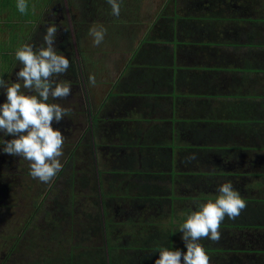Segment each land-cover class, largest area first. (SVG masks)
<instances>
[{
	"label": "crops",
	"instance_id": "crops-1",
	"mask_svg": "<svg viewBox=\"0 0 264 264\" xmlns=\"http://www.w3.org/2000/svg\"><path fill=\"white\" fill-rule=\"evenodd\" d=\"M16 3L0 0V76L9 82H17L16 50L37 35L54 0H28L27 14H21ZM70 6L76 15L86 11L85 86L98 103L87 109V128L94 131L95 144L102 151L99 160L97 154L93 157L95 170L90 168L93 161L88 165L87 186L72 218L79 228L67 232L64 258L67 264H82V259L87 260L84 252H89L96 261L105 258V264H155L160 249L150 251L145 243L153 231L169 230L175 235L167 248L186 252L178 229L187 210L197 208L172 198H183L195 189L214 195L225 182L208 190L200 183L195 189L181 185L173 190L169 180L171 188H163L161 201L152 206L147 187L152 160L134 152L135 166L130 168V158L126 161L125 153L115 149L121 146L119 135L126 131L124 140L131 147H170L171 172L188 171L178 170L186 158L200 161L199 170L206 165V174H230L232 163L244 161L241 154L232 156V120L240 116L233 103L254 97L252 91L264 94V0H122L118 17L111 14L107 0H72ZM120 16L128 23L113 21L121 22ZM203 17L208 19L205 30L199 25ZM169 18H174V32L163 28ZM92 26L107 29L99 46L88 36ZM224 65L248 67L228 72L216 68ZM90 74L95 86L89 83ZM4 93L0 88V100ZM256 102L263 103L259 98ZM152 128L157 131L153 141L145 135ZM236 137L240 148L245 142L239 134ZM108 148L115 149L114 155L106 154ZM189 148L197 149V157ZM207 253L210 264H247L245 256L221 258Z\"/></svg>",
	"mask_w": 264,
	"mask_h": 264
},
{
	"label": "flooded vegetation",
	"instance_id": "flooded-vegetation-1",
	"mask_svg": "<svg viewBox=\"0 0 264 264\" xmlns=\"http://www.w3.org/2000/svg\"><path fill=\"white\" fill-rule=\"evenodd\" d=\"M70 4L72 0H54L49 13L40 20L39 32L29 40V44L39 48L44 42L47 26L56 24L58 33L55 47L60 54L70 59L71 67L59 79L71 82V95L64 100L49 101L60 103L62 107L70 110L59 123L53 121V128L59 129L65 136L64 155L61 158L63 170L50 183H42L29 175L28 161L4 153L3 146L0 145V264H31L25 254L29 243L35 251L45 243L44 254L47 253L48 246L51 248L47 263L37 255H30L29 259H34L35 264L36 261L37 264L56 263L54 253L59 246L62 245L64 248L67 232H77L79 228L72 224V218L82 201L81 192L87 183L86 173L89 163L92 162L91 156L96 157V154L102 151V148L95 144L94 131L88 132L85 120L87 113L84 114L89 106L96 108L97 103L89 97L90 92L85 86L82 38L86 11L81 9L76 15L73 9H70ZM18 63L15 73L22 67L20 62ZM16 81L19 82L18 78ZM6 100L4 93L0 103L3 104ZM3 138L10 140L13 137H4L3 133H0V141ZM114 153V148L107 149L106 154ZM24 192L37 196L36 200L25 203ZM26 206L29 211L26 217L13 220V216L16 215L14 213L21 209L26 210ZM70 208H74V211L71 212ZM41 211L43 214L40 218ZM16 231L18 233L14 234ZM57 232L61 237L53 240L51 237ZM54 243L55 245L51 247ZM61 251L62 249L58 252ZM61 259L62 262L59 264H67L65 258Z\"/></svg>",
	"mask_w": 264,
	"mask_h": 264
},
{
	"label": "clouds",
	"instance_id": "clouds-1",
	"mask_svg": "<svg viewBox=\"0 0 264 264\" xmlns=\"http://www.w3.org/2000/svg\"><path fill=\"white\" fill-rule=\"evenodd\" d=\"M111 14L119 16L122 0H107ZM17 10L27 14L28 0H17ZM58 33L56 24L46 28L43 44L39 48L23 43L15 52V59L22 67L16 73L19 82H9L0 76V88L6 90V102L0 105V133L10 140L2 139L3 152L21 157L29 162V175L42 183H50L63 170L61 158L64 155L65 136L53 128V121L59 123L69 113L60 103L71 95L72 84L59 77L68 72L70 59L60 54L55 47ZM107 29L92 26L88 36L94 46L103 43ZM89 83L96 85L94 74ZM195 157L193 156V159ZM218 196L198 204L197 210L187 214L178 231L187 249L171 250L162 247L155 264H210L207 250L200 243L202 239L218 243L222 237L221 224L225 217L237 219L246 209V201L239 190L227 181L217 188Z\"/></svg>",
	"mask_w": 264,
	"mask_h": 264
},
{
	"label": "trees",
	"instance_id": "trees-1",
	"mask_svg": "<svg viewBox=\"0 0 264 264\" xmlns=\"http://www.w3.org/2000/svg\"><path fill=\"white\" fill-rule=\"evenodd\" d=\"M200 22L201 24L199 25L205 30L208 22L207 17H203ZM174 27V18H169L163 28H166L168 32H174L172 31ZM248 57L249 56L244 57V59H248ZM247 67L248 65L243 67L239 66V68L233 66L232 69V66L224 65L217 66L216 68L225 69V71L228 72L231 69H238V71L245 70ZM251 85H253L252 82H250V86ZM252 92L255 95L254 97L248 96L245 102L233 103V107L240 108V116L232 120V156L235 158L241 154L243 155L242 158L245 160L240 163H232L230 174H220L218 172L214 174V172H208V174H210L208 175L204 173V166L206 165L202 163L203 168L201 167L199 170L197 165H200V161L192 159L191 161L188 158H184L185 161H183L178 168V170L184 168L188 171L182 172L174 170L171 172V162L169 160L170 147L166 148L156 145L131 147V145L124 140L126 134H128L126 131L120 132L121 146L115 149L125 153L127 157L126 161L130 158L128 161L130 168L135 166L133 160L136 159V155L134 152L141 153L142 156L146 154V157L152 160V163H150L151 171L149 172L150 179L147 186L151 189L150 195L152 198L149 202H151L152 206L156 200L161 201L159 195L164 193L165 189L163 190V188L168 190L171 188L168 185L170 183L169 180L172 181L173 190L179 188L181 185L195 189L197 183H200V187L204 184L206 190H208V188L215 187L223 182L231 181L234 188L239 190L242 198L246 201L247 207L235 220H230L225 217L220 229L222 237L218 243L206 239H202L200 243L203 244L207 252H215L217 255L221 256V258L225 256L232 257L241 255L247 258V264H255V262H257V264H264V94L263 96H259V91ZM258 98L261 99L263 103L256 102ZM167 130L168 129L165 131ZM135 133L138 134L139 132L135 131ZM156 134L157 131L154 128L151 129L149 134L145 133L147 138L152 141L155 139V136H157ZM237 134L241 137L240 140L245 142L240 148L236 146L238 144L236 140L239 139L236 137ZM188 150L197 157V149L189 148ZM160 165L164 166V169ZM197 169L199 171H196ZM218 177L226 178L219 179ZM257 190L258 192L254 194V191L256 192ZM217 196L218 193L213 195L206 191L197 192L195 189V193L184 195L183 198L180 199L176 197L172 199L174 202L177 200L178 203H182L184 206H189V203H193L194 207L198 208V204L206 203L208 199L215 200ZM187 212L189 214L191 210H187ZM151 229L154 230L153 227ZM171 235H175V230H169L167 233L160 234L153 231L150 239L145 243V246L150 251L167 247L172 243ZM180 243L185 245L183 240H181ZM221 258L220 260L222 261ZM98 262L105 264V258H99Z\"/></svg>",
	"mask_w": 264,
	"mask_h": 264
},
{
	"label": "rangeland",
	"instance_id": "rangeland-1",
	"mask_svg": "<svg viewBox=\"0 0 264 264\" xmlns=\"http://www.w3.org/2000/svg\"><path fill=\"white\" fill-rule=\"evenodd\" d=\"M161 5V4H160ZM159 5V6H160ZM154 10L156 11L157 9H155V7H154V9L152 8V11H151V13L153 14V12H154ZM155 13V12H154ZM152 14H150L151 16H154V14L152 15ZM118 17V16H117ZM148 17V16H147ZM150 17V16H149ZM118 20H120L121 22H118L115 18L113 19V21L115 22V23H120V24H127L128 22H127V20L125 19V20H123V16H120L119 18H117ZM122 20H123V22H122ZM105 54L107 53V52H104ZM111 53H113V52H110V54ZM90 107V106H89ZM85 113H88V111H87V109L84 111V114ZM89 117V115L88 116H86L85 117V120H86V122L88 123V120H87V118ZM100 153V152H99ZM99 153H97V160H99L100 159V154ZM91 159H92V161H93V165H90V168H91V170H93L94 169V158L91 156ZM95 170V169H94ZM258 189V188H257ZM259 190V189H258ZM258 190L255 192L254 191V194L255 193H257L258 192ZM186 194H187V192H185ZM36 198H37V196H35V195H32L31 193H27V192H24L23 193V199H24V202L25 203H30V202H33V201H35L36 200ZM28 210H27V206H26V210H24V209H21V210H19V211H17V213H14V215L15 216H13V220H17V219H20L21 217L22 218H25L26 216L25 215H27L28 214ZM17 214H18V216H17ZM43 214V212L41 211L40 212V218H41V215ZM15 233H18V231H16V232H14V234ZM61 237V234L59 233V232H57L56 233V235L55 236H52L51 238L54 240L55 238H60ZM51 244V243H50ZM46 244L45 243H42L41 245H40V248L38 247V249H40V250H34L33 249V247H32V244L31 243H29V244H27V247H26V249H25V254H26V256L28 257V260L31 262V264H35V262H34V259H29V256L31 255H33V256H38L39 257V259H42L45 263H47L48 262V259L50 258V253H49V251H51V248H50V246H48V251H47V253H45L44 254V246H45ZM55 245V243L53 244V245H51V247L52 246H54ZM86 248V247H85ZM62 249V251L61 252H58L59 250H61ZM67 249V248H66ZM65 249V250H66ZM90 249V248H89ZM84 254H85V256L87 257V259L88 260H81V263L82 264H101V262H98V261H96L95 260V257H93V254H90L89 252H84ZM54 256H55V261H56V263H54V264H59V262H62L61 260V258H64V256H65V252H64V248H63V246L61 245V246H59V248H58V250H56V252L54 253ZM66 261V260H65ZM39 263V262H38ZM36 264H37V261H36ZM40 264H42V263H40Z\"/></svg>",
	"mask_w": 264,
	"mask_h": 264
}]
</instances>
